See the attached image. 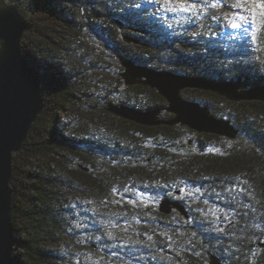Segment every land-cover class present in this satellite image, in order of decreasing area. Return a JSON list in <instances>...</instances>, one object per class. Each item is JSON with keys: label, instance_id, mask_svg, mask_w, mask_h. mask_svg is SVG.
<instances>
[{"label": "trees", "instance_id": "16d2710c", "mask_svg": "<svg viewBox=\"0 0 264 264\" xmlns=\"http://www.w3.org/2000/svg\"><path fill=\"white\" fill-rule=\"evenodd\" d=\"M10 4L27 16L21 49L42 74L44 101L12 156L15 264H208L229 242L233 264H264V247L252 245L264 241V102L184 92L229 119L234 138L182 124H139L106 109L114 101L173 116L157 89L124 82V60L240 88L264 85V9L250 48L198 31L196 14L167 23L154 10L132 8L131 0ZM123 33L140 42H125ZM113 77L122 89L108 87ZM112 119L118 131L103 135L112 132ZM106 120L109 126L98 129ZM177 190L187 191L180 200L188 218L156 204L144 210L155 193ZM101 223L131 231L136 243H102Z\"/></svg>", "mask_w": 264, "mask_h": 264}, {"label": "water", "instance_id": "95a60500", "mask_svg": "<svg viewBox=\"0 0 264 264\" xmlns=\"http://www.w3.org/2000/svg\"><path fill=\"white\" fill-rule=\"evenodd\" d=\"M28 19L14 5L0 2V264H15L13 255L15 234L11 218L12 156L26 140L32 124L42 112V74L23 54L21 41ZM128 43H139L136 37L123 33ZM121 77L128 85L144 84L167 100L166 110L173 116L162 118L160 108L138 109L122 102H109L106 109L112 114L144 125L182 124L198 132L234 138L237 127L227 118L215 116L208 106L186 99L181 91L187 88L209 90L231 100H260L264 102V85L240 88L234 81L187 75L171 70H158L135 63L122 62ZM179 190L176 191V194ZM158 209L169 214L178 210L184 217L189 213L181 201L162 197ZM209 264H222L216 255Z\"/></svg>", "mask_w": 264, "mask_h": 264}, {"label": "rangeland", "instance_id": "374dc122", "mask_svg": "<svg viewBox=\"0 0 264 264\" xmlns=\"http://www.w3.org/2000/svg\"><path fill=\"white\" fill-rule=\"evenodd\" d=\"M0 2L4 3H11L12 0H0ZM193 0H173L172 3H168L167 0H131V7L135 9H151L154 10V13L157 14L159 18L163 22L167 23H179L181 18L184 16H188L190 14H196V20L198 21L196 24V28L198 31H201L202 33L207 34L208 36L215 37L218 39V41H222L224 44H227L228 42L239 40V42L246 43L247 47L252 48L251 46L254 44V41L252 39L253 33L255 29L258 28V18H259V9H255V16H253V9L254 6L257 3L256 0H215L216 6L212 7L213 0H207L208 8L204 10L200 5V0H195L197 3L196 9H191V3ZM187 6L190 11H179L180 8ZM24 15V14H23ZM245 16L247 17V21H240L239 16ZM27 17V16H25ZM213 17H216L218 19H213ZM236 20L237 23H241L243 25V28L247 30L248 35H245L244 32L241 29H232L229 25V20ZM254 46V45H253ZM123 67L121 64V70L122 72ZM108 87L110 89H114L116 86L119 88L121 85L118 83V80H116L115 77L110 78L107 83ZM122 89V88H120ZM189 89H195V88H189ZM85 92L89 93L90 91L88 89H83ZM188 90L184 89L181 91L182 96L184 97V92ZM93 91V90H92ZM125 94V91H123ZM191 92V91H189ZM128 93V92H126ZM98 95H100V91L98 92ZM80 96L85 97L86 95L80 94ZM185 98V97H184ZM187 99V98H186ZM109 102L114 101H107V104ZM106 104V105H107ZM93 116L96 117L99 115V111L94 109ZM215 115V114H214ZM216 116V115H215ZM218 117V116H217ZM105 120V119H104ZM103 120V121H104ZM99 123L98 129L104 128V125L109 126L110 121L106 120L105 122ZM114 119H112V132L106 131L102 132L103 135L112 134V137L115 135V133L118 131L117 127L115 125ZM109 129V127H108ZM121 134H124V132L121 131ZM108 161L110 158H106ZM187 191L184 190L180 195H176L173 192L169 193V196L173 198H184L186 197ZM164 196V193H158L152 197L151 203L144 204V207L146 209V212L148 213V209L152 208L153 205L156 204L158 206L159 201ZM102 230H101V242L102 243H109L112 244V241L118 242L119 240H129L127 241L128 244L136 243L134 241L135 237L134 234H132L131 231L125 230V228L118 226L117 228H106L102 223L100 224Z\"/></svg>", "mask_w": 264, "mask_h": 264}, {"label": "snow or ice", "instance_id": "6c2138e0", "mask_svg": "<svg viewBox=\"0 0 264 264\" xmlns=\"http://www.w3.org/2000/svg\"><path fill=\"white\" fill-rule=\"evenodd\" d=\"M168 3H172L173 0H167ZM181 2H183V0H181ZM200 5L201 7L206 10L208 8V4H207V0H200ZM216 3L215 0H213V4L212 7H215ZM197 8V3L195 2V0H193V2L191 3V9H196ZM191 9H189V7L184 6L182 8L179 9V11H190ZM255 9H264V3H258L254 6L253 9V16H255ZM213 19H218L216 17H213ZM239 20L240 21H247V17L245 16H239ZM229 25L232 29H241L245 35H248L247 30L243 28V25L241 23H237L236 20H229ZM253 41H255L257 39V37L253 36L252 37ZM197 191H199V189H197Z\"/></svg>", "mask_w": 264, "mask_h": 264}, {"label": "flooded vegetation", "instance_id": "af4514ba", "mask_svg": "<svg viewBox=\"0 0 264 264\" xmlns=\"http://www.w3.org/2000/svg\"><path fill=\"white\" fill-rule=\"evenodd\" d=\"M176 195H178V194H176ZM163 197H168V198H170V199H173V200H177V201H181L179 198H173V197H171V196H163ZM183 203V202H182ZM187 207V206H186ZM172 212H177V213H180L178 210H176V209H173L172 210ZM171 212V213H172ZM170 214V213H169ZM181 214V213H180ZM210 223L212 224V220L210 221ZM219 225H220V227H228L229 226V224L228 223H226V222H224V221H220L219 222ZM252 245H253V248L254 247H256V248H263L264 247V241H257V243H256V246H255V243H253L252 242ZM233 249H234V246L233 245H231V243L229 242L228 244H227V246H224V252H223V254L222 255H219V254H215V253H211L210 255H216L218 258H219V260H220V262L222 263V264H233V260H232V258H231V253H232V251H233ZM208 264H209V262H208Z\"/></svg>", "mask_w": 264, "mask_h": 264}]
</instances>
